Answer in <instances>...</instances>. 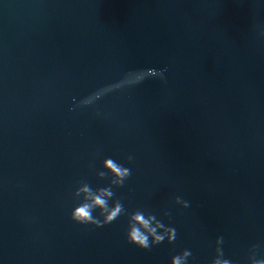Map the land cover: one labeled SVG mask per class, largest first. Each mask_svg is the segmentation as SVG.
<instances>
[{
  "label": "water",
  "instance_id": "water-1",
  "mask_svg": "<svg viewBox=\"0 0 264 264\" xmlns=\"http://www.w3.org/2000/svg\"><path fill=\"white\" fill-rule=\"evenodd\" d=\"M128 155L116 198L174 244L71 219ZM218 236L232 264L264 258V0H0V264H211Z\"/></svg>",
  "mask_w": 264,
  "mask_h": 264
},
{
  "label": "clouds",
  "instance_id": "clouds-1",
  "mask_svg": "<svg viewBox=\"0 0 264 264\" xmlns=\"http://www.w3.org/2000/svg\"><path fill=\"white\" fill-rule=\"evenodd\" d=\"M147 75L164 79V72H158L156 69H149ZM144 78V75H139L136 80L142 81ZM133 160L132 155L127 156L126 163L111 156L104 158L102 168L96 172V176L99 181H106V184L93 187L86 181H80L73 193L78 203L72 209L71 219L80 225L102 228L112 224L121 216H126L125 234L130 245L149 251L165 241L168 244H174L177 239V230L171 223L166 224L160 213L143 209L129 213L121 200L116 198L115 190L123 188L132 175V169L127 165H131ZM174 205L181 209H189L191 206L190 201L181 196L175 197ZM170 215V211H163L164 217H170ZM223 244V236H218L215 241V256L211 264H232V261L225 257ZM258 251V245H253L249 249V264H264V258H258ZM191 259L192 251L185 249L172 256L171 264H190Z\"/></svg>",
  "mask_w": 264,
  "mask_h": 264
}]
</instances>
